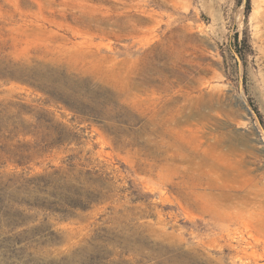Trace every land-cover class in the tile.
Segmentation results:
<instances>
[{
    "label": "rangeland",
    "instance_id": "rangeland-1",
    "mask_svg": "<svg viewBox=\"0 0 264 264\" xmlns=\"http://www.w3.org/2000/svg\"><path fill=\"white\" fill-rule=\"evenodd\" d=\"M0 264H264V0H0Z\"/></svg>",
    "mask_w": 264,
    "mask_h": 264
}]
</instances>
